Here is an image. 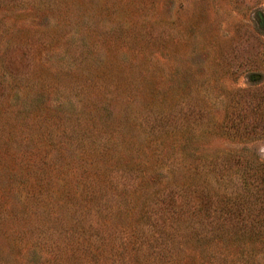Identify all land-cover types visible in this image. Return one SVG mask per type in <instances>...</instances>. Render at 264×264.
<instances>
[{"label": "rangeland", "instance_id": "obj_1", "mask_svg": "<svg viewBox=\"0 0 264 264\" xmlns=\"http://www.w3.org/2000/svg\"><path fill=\"white\" fill-rule=\"evenodd\" d=\"M0 264H264V0H0Z\"/></svg>", "mask_w": 264, "mask_h": 264}]
</instances>
